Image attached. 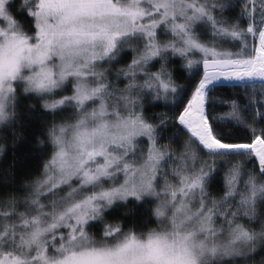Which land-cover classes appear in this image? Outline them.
<instances>
[{"label": "snow or ice", "instance_id": "6c2138e0", "mask_svg": "<svg viewBox=\"0 0 264 264\" xmlns=\"http://www.w3.org/2000/svg\"><path fill=\"white\" fill-rule=\"evenodd\" d=\"M0 264H264V0H0Z\"/></svg>", "mask_w": 264, "mask_h": 264}]
</instances>
